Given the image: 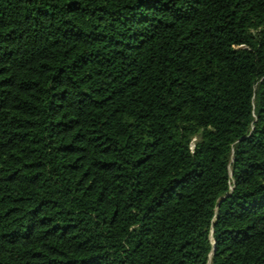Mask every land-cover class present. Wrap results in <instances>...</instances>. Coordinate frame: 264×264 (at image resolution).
I'll return each instance as SVG.
<instances>
[{
	"label": "trees",
	"instance_id": "1",
	"mask_svg": "<svg viewBox=\"0 0 264 264\" xmlns=\"http://www.w3.org/2000/svg\"><path fill=\"white\" fill-rule=\"evenodd\" d=\"M0 264H264V0H0Z\"/></svg>",
	"mask_w": 264,
	"mask_h": 264
}]
</instances>
